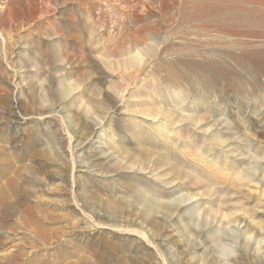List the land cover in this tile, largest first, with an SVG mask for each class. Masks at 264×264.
<instances>
[{"label": "rangeland", "instance_id": "1", "mask_svg": "<svg viewBox=\"0 0 264 264\" xmlns=\"http://www.w3.org/2000/svg\"><path fill=\"white\" fill-rule=\"evenodd\" d=\"M0 264H264V0H0Z\"/></svg>", "mask_w": 264, "mask_h": 264}, {"label": "bare ground", "instance_id": "2", "mask_svg": "<svg viewBox=\"0 0 264 264\" xmlns=\"http://www.w3.org/2000/svg\"><path fill=\"white\" fill-rule=\"evenodd\" d=\"M231 231H232V237H233V240H235V241H233L234 243H238V241L239 240H241V232H240V230L239 229H236V228H231ZM247 232V231H246ZM246 242H250V239L249 240H247ZM258 244L260 245L261 243H260V241H258ZM225 250L226 251H229V252H233L234 251V248H233V246L232 245H230V244H227L226 246H225Z\"/></svg>", "mask_w": 264, "mask_h": 264}]
</instances>
